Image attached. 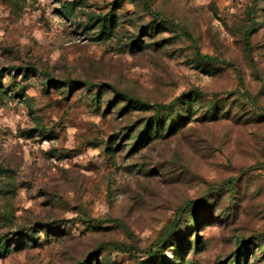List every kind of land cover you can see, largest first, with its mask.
Masks as SVG:
<instances>
[{"label": "rangeland", "instance_id": "rangeland-1", "mask_svg": "<svg viewBox=\"0 0 264 264\" xmlns=\"http://www.w3.org/2000/svg\"><path fill=\"white\" fill-rule=\"evenodd\" d=\"M146 1L0 0V264H264V0Z\"/></svg>", "mask_w": 264, "mask_h": 264}, {"label": "trees", "instance_id": "trees-1", "mask_svg": "<svg viewBox=\"0 0 264 264\" xmlns=\"http://www.w3.org/2000/svg\"><path fill=\"white\" fill-rule=\"evenodd\" d=\"M141 1H143V3H144V5L147 7V8H149V5L147 4V1L146 0H141ZM61 13H63L64 15H68V11L66 10V9H61ZM104 26H105V24H104ZM202 58L203 59H209V57L208 56H202ZM73 83H76V82H74L73 81ZM87 84V83H86ZM196 97H199V92H194L193 93ZM188 98V96H185V97H182V100L185 102V99H187ZM130 100V104L131 105H134V106H138V107H141L144 103H142L141 101H139V100H134V101H132V99L130 98L129 99ZM178 100H181L180 98L178 99ZM171 106H176L175 105V102H172V105ZM170 105L169 106H165V105H160V108L161 109H170V107H171ZM176 127H175V124H174V120L172 119L171 121H170V124H169V128H168V130L169 131H172V130H174ZM146 134H148V135H150V133L147 131L146 132ZM141 142V141H140ZM139 144V140H138V142H136V146H135V149L137 148V145ZM177 222H175V224H176ZM174 224V225H175ZM194 225H198V222L197 221H194ZM9 249H10V245H8V243H6V242H4V240H3V238L2 237H0V255H5V254H7V253H9Z\"/></svg>", "mask_w": 264, "mask_h": 264}]
</instances>
